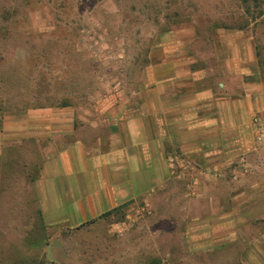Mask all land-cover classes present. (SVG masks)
<instances>
[{
    "label": "rangeland",
    "instance_id": "374dc122",
    "mask_svg": "<svg viewBox=\"0 0 264 264\" xmlns=\"http://www.w3.org/2000/svg\"><path fill=\"white\" fill-rule=\"evenodd\" d=\"M50 71L56 82L41 86ZM172 75L189 77L184 88L191 95L211 88L222 100L251 94L263 101L264 0H0V131L26 114L74 115L77 127L80 117L93 118L113 101H124L130 113H150L157 83L166 91ZM69 87L70 105L37 106L62 101ZM42 141L0 148V264L222 262L226 251L188 248L191 225L182 211L190 201L197 228L212 204L201 196L229 193V165L201 170L170 145L162 186L71 226L44 218L34 194L53 152ZM246 173L244 163L240 178Z\"/></svg>",
    "mask_w": 264,
    "mask_h": 264
},
{
    "label": "crops",
    "instance_id": "0c3cea01",
    "mask_svg": "<svg viewBox=\"0 0 264 264\" xmlns=\"http://www.w3.org/2000/svg\"><path fill=\"white\" fill-rule=\"evenodd\" d=\"M186 78L172 75L166 91L158 82L150 113H130L124 101H113L93 118L80 117L77 127L74 115L26 114L21 124L0 131L6 137L0 148L19 146L28 138L52 146L33 183L34 194L44 218L71 226L162 186L170 145L186 157L187 165L201 170L229 165V193L201 196L212 204L197 228L190 201L183 206V217L192 226L186 230L188 248L226 251L221 263L212 264H264V136L258 134L264 98L261 103L251 94L243 101L222 100L211 88L191 95L184 88ZM192 103L197 108H190ZM207 105L213 112L205 111ZM244 163L247 173L242 179ZM198 264L211 262L199 259Z\"/></svg>",
    "mask_w": 264,
    "mask_h": 264
},
{
    "label": "trees",
    "instance_id": "16d2710c",
    "mask_svg": "<svg viewBox=\"0 0 264 264\" xmlns=\"http://www.w3.org/2000/svg\"><path fill=\"white\" fill-rule=\"evenodd\" d=\"M245 1H247V0H245ZM51 73H50V75H47L45 78H44V80L42 81V78H41V76H40V79H39V82H40V85L42 86V82H44L45 84H47V85H50V86H52L55 82H56V80H57V78H56V76H55V74H54V72H52V71H50ZM5 73H9L8 71H5ZM20 75V74H19ZM10 77V76H9ZM7 79V78H6ZM5 79V81L7 82V80ZM38 88V87H37ZM36 88V89H37ZM52 88V87H51ZM36 89H28L27 88V90H28V92L27 93H29V94H33V92L36 90ZM85 89L84 88H79L78 90H77V92H81V93H84L85 91H84ZM67 93V94H64V95H62L63 97H61V99H62V101H60V102H58L57 101V98H53V99H50L49 101H45V102H43V104L42 103H40L39 105L37 104V106H39V107H50V106H60V107H64V106H68V105H70V98L72 97L71 95H72V93H75V91H73V90H71L70 89V87L69 88H67L65 91H64V93ZM71 93V94H70ZM54 97H55V95H53ZM71 96V97H70ZM51 98V97H50ZM37 100V96H36V99H32V101H36ZM69 100V101H68ZM21 104H22V106H28V105H30L31 104V102L29 101V100H27V101H21ZM121 206H123V205H121ZM121 206H118V207H115L114 209H112V211H116L119 207H121ZM112 211H109V212H107L106 214H109V213H111ZM154 264H158V263H154Z\"/></svg>",
    "mask_w": 264,
    "mask_h": 264
},
{
    "label": "built area",
    "instance_id": "2783aa9c",
    "mask_svg": "<svg viewBox=\"0 0 264 264\" xmlns=\"http://www.w3.org/2000/svg\"><path fill=\"white\" fill-rule=\"evenodd\" d=\"M258 134L260 137L264 136V119H260L258 121ZM174 159L175 158H171L170 160V165L173 166L174 165Z\"/></svg>",
    "mask_w": 264,
    "mask_h": 264
}]
</instances>
